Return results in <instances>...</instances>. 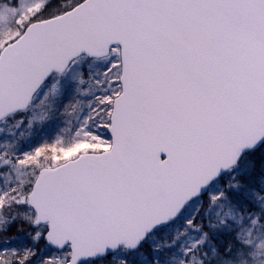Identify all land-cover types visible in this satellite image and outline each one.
Listing matches in <instances>:
<instances>
[{
    "label": "snow or ice",
    "instance_id": "6c2138e0",
    "mask_svg": "<svg viewBox=\"0 0 264 264\" xmlns=\"http://www.w3.org/2000/svg\"><path fill=\"white\" fill-rule=\"evenodd\" d=\"M0 264H264V0H0Z\"/></svg>",
    "mask_w": 264,
    "mask_h": 264
}]
</instances>
